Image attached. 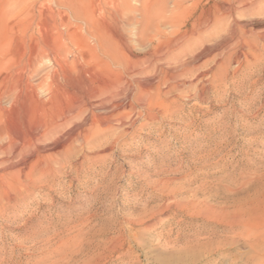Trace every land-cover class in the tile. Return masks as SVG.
Listing matches in <instances>:
<instances>
[{
	"label": "rangeland",
	"instance_id": "obj_1",
	"mask_svg": "<svg viewBox=\"0 0 264 264\" xmlns=\"http://www.w3.org/2000/svg\"><path fill=\"white\" fill-rule=\"evenodd\" d=\"M194 1L178 25L221 3ZM251 1L235 29L253 53L215 32L197 69L145 70L142 92L127 73L105 90L111 74L75 56L70 39L93 43L57 0H0V264H264V0ZM139 20L124 34L141 56Z\"/></svg>",
	"mask_w": 264,
	"mask_h": 264
},
{
	"label": "bare ground",
	"instance_id": "obj_2",
	"mask_svg": "<svg viewBox=\"0 0 264 264\" xmlns=\"http://www.w3.org/2000/svg\"><path fill=\"white\" fill-rule=\"evenodd\" d=\"M184 1L185 2L193 1L192 2L193 6H196L198 4V2L194 1V0H174L172 2V6H171L173 8L172 9L173 11L172 12L170 11V15L169 14L167 15L165 13L167 11L164 10V8L162 7V4L158 8H155V5H154L155 2H149L148 0H145L141 3H139V5H138L139 8H136V7H133L132 5H130L129 0H119V3H117V4H115L113 0H57V3L59 6L68 10L69 14H71L74 21H76V27L75 28L82 30L83 27H81V26H84L85 33L89 36V38L91 39V41L93 43L92 46H89L87 41L84 39L85 37L83 38L80 34L78 36L70 39V40H73V45H74V48L76 49V52H75L76 55L75 56L78 58H81L82 61L83 60L86 61L88 64H93L97 67L103 66V68L105 70L107 69L108 73L111 74L112 81L110 83L107 82L109 84V86L105 87V90L110 89V87L115 83H120L121 88L130 86L131 83H129V82L127 83V81H126L127 77H124V75L127 73L129 75L130 79L137 82L136 84L141 89V91L146 92L149 90V85L143 84V82H141V79L140 80L137 79L138 78L137 76L142 75L145 72V70H147V72H148V70H155V72L157 70V76L156 77H158L159 82H160V80L163 82H167V81H170L171 79L174 78V74L177 73L176 71H178V70H180L181 72H183L186 75L193 72L195 69H197L195 67V63H194V61H196L195 60V54H196L195 52H197L199 50H203V53H204V51L207 50V43L206 42H209L208 40L211 38V36L215 32L217 34V32L221 33L223 31H225V34L222 35L220 40H219L223 43V46H225V45L228 46V45H230V43L234 42V44L236 43L237 46H239V48L240 47H246L248 49V51H251V52L255 51L257 49V45H255V46H249V45L243 46V43L240 42V37L236 36L237 33H236V29H235V26L238 27L237 22H236L237 20H236L235 16L243 17V16H246L247 14H250V13L252 14V11L256 9V8L255 9L252 8L253 3L251 0H230V1L228 0L229 1L228 3H226L225 0H221V3H217L214 5L208 6L207 9H202L200 11V13L197 14L196 17L194 16V12H193V13H191V16H190L192 18V22L190 24L189 29L187 28V24H186V21L189 19L188 17L185 18L186 19L185 23H183L182 25L181 24L178 25L179 18L181 17L182 13H184L186 11V9L182 7L183 6L182 2H184ZM161 2H163V1H161ZM131 12H136L140 16L139 22H134V24L137 26H140V31L137 34V39L139 41V44L143 45L146 48V50L143 52V54L141 56L134 54L132 47L130 46V42L124 34V25L126 23L127 18H129ZM227 20H229V23H231V24L224 26V22H226ZM168 30H169V32H167ZM260 37L264 38V33ZM153 44H155V45H153ZM207 53H208V51H207ZM237 53H238V50H237ZM71 54H72L71 51L67 50L65 52V55H63V58H62L63 64H66V58L68 57L67 55H71ZM242 54H243V52H242ZM59 57H61V56H59ZM174 60H178V61L173 62ZM238 62H236V63H238ZM144 64H146L145 68H143V69L139 68V70H137L138 67H140ZM55 65H56L57 69L58 68L61 69L60 70L61 73L62 72L64 73V71H63L64 69H62V68L63 67L65 68V65H62V63L60 65L58 62ZM61 66H63V67L61 68ZM79 67H80V65H79ZM116 67H117V69L120 68L123 73L120 75L114 74L112 72V69L116 68ZM92 69L94 70L95 68H92ZM96 69H98V68H96ZM81 70H84V69H81ZM101 70H103V69H101ZM96 71H99V70H96ZM85 73H87V72H85ZM186 75H184V76H186ZM129 77H128V79H129ZM135 77H137V78L135 79ZM156 77L154 79H156ZM87 78H89V77H87ZM199 78H200V76H197L196 79H199ZM80 81H81V79H80ZM89 81H91V80H89ZM93 82H94V79H93ZM76 84L78 85V83H76ZM88 84H90V83L88 82ZM88 84H86V86ZM95 84L97 85V83H95ZM79 88H78V91L81 90V89L79 90ZM118 88H120V87H118ZM121 88H120V91L118 90L119 92H116L115 94L109 95L110 99L114 98L113 100H111V105L109 108V109H112L111 111H113L114 109L116 110V108H117V104H115L114 101H116V98H118V96L123 91ZM99 90H98V92H99ZM91 93H93V92H91ZM145 94H147V93H145ZM84 97H86V96H84ZM140 99L138 101H140ZM99 103L101 104L102 102H99ZM118 107H119V105H118ZM105 113H107V112H105ZM75 115H77V114H75ZM117 115H118V113H117ZM114 116H116V115H114ZM91 117L93 118V115H91ZM112 117H113V115H112ZM102 119H103L102 120L103 122L106 121V118H102ZM96 120H98V119H96ZM93 121H94V119H93ZM95 122L96 121H94L92 123H95ZM104 123L108 124V121L104 122ZM104 123H102V124H104ZM79 129H81V128H79ZM77 132H78V130H77ZM26 141H29V140L26 139ZM12 142H14V141H12ZM9 144H6V145H9ZM6 147H8V146H6ZM21 148H23V147H21ZM7 150H8V148H7ZM4 160L6 161V159H4ZM13 166H14V164H12V167ZM16 175H18V174H16ZM2 191L3 190H1L0 192H2ZM2 197H0V198H2ZM247 219H249V218H247ZM259 219H261V218L250 217L248 222L251 223L250 221H252V220H254L256 222ZM248 222H245V223H248ZM252 224H254V223H252Z\"/></svg>",
	"mask_w": 264,
	"mask_h": 264
}]
</instances>
